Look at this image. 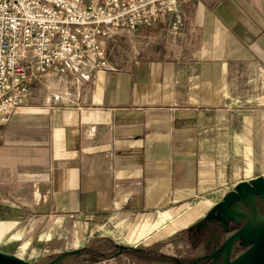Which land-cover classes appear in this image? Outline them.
I'll return each instance as SVG.
<instances>
[{
  "label": "crops",
  "instance_id": "0c3cea01",
  "mask_svg": "<svg viewBox=\"0 0 264 264\" xmlns=\"http://www.w3.org/2000/svg\"><path fill=\"white\" fill-rule=\"evenodd\" d=\"M181 11L178 50L130 59L58 106L29 95L1 123L0 214L10 192L19 219L122 228L132 246L144 240L126 241L135 223L162 219L147 238L165 221L185 228L230 179L262 175L264 0H184Z\"/></svg>",
  "mask_w": 264,
  "mask_h": 264
},
{
  "label": "rangeland",
  "instance_id": "374dc122",
  "mask_svg": "<svg viewBox=\"0 0 264 264\" xmlns=\"http://www.w3.org/2000/svg\"><path fill=\"white\" fill-rule=\"evenodd\" d=\"M183 1L180 0L178 7L182 17ZM170 20L168 16L164 23L158 21L147 29L114 30L102 60L87 59L79 66L70 62L55 64L45 73L29 79L28 96H39L43 102L45 100L44 106H58L67 96L73 100L82 96V85L95 83L98 78L106 83L108 74L124 67L130 59L145 58L155 50L163 53L178 50L176 32L172 34L169 30ZM261 174L259 176H264V170ZM252 179H230L220 189L214 206L236 186ZM241 189V197H233L226 207L220 206L210 212L213 206L192 225L172 231L165 221V227L156 235L147 238L149 235L145 233L144 240L132 246L124 245L122 228L98 231L78 226L76 229L72 223L68 229L57 231V227L51 232L58 225V222L54 225L53 218L33 215L29 219H19L11 193L5 192L9 198L1 207L0 251L38 264H232L248 248L264 223V191ZM177 211L178 208L168 213ZM161 220L152 225L149 221L137 222L130 231L146 225L147 232Z\"/></svg>",
  "mask_w": 264,
  "mask_h": 264
},
{
  "label": "built area",
  "instance_id": "2783aa9c",
  "mask_svg": "<svg viewBox=\"0 0 264 264\" xmlns=\"http://www.w3.org/2000/svg\"><path fill=\"white\" fill-rule=\"evenodd\" d=\"M179 0H0V123L20 107L29 79L58 63L102 60L116 29L167 19L178 31Z\"/></svg>",
  "mask_w": 264,
  "mask_h": 264
},
{
  "label": "water",
  "instance_id": "95a60500",
  "mask_svg": "<svg viewBox=\"0 0 264 264\" xmlns=\"http://www.w3.org/2000/svg\"><path fill=\"white\" fill-rule=\"evenodd\" d=\"M246 188L250 192L264 191V176H258L251 181H244L235 190L228 192L224 198L212 208L214 211L217 207H226L233 197H241L243 192L241 188ZM0 264H38L22 259L14 254L0 251ZM232 264H264V223L259 228L248 248L241 253Z\"/></svg>",
  "mask_w": 264,
  "mask_h": 264
},
{
  "label": "bare ground",
  "instance_id": "6f19581e",
  "mask_svg": "<svg viewBox=\"0 0 264 264\" xmlns=\"http://www.w3.org/2000/svg\"><path fill=\"white\" fill-rule=\"evenodd\" d=\"M146 229H147V226L143 225L136 230L134 229L131 230L129 234L126 236V240H128L129 242H135L136 240L143 238L146 233Z\"/></svg>",
  "mask_w": 264,
  "mask_h": 264
},
{
  "label": "trees",
  "instance_id": "16d2710c",
  "mask_svg": "<svg viewBox=\"0 0 264 264\" xmlns=\"http://www.w3.org/2000/svg\"><path fill=\"white\" fill-rule=\"evenodd\" d=\"M194 226V225H193ZM193 226L191 228H193Z\"/></svg>",
  "mask_w": 264,
  "mask_h": 264
}]
</instances>
